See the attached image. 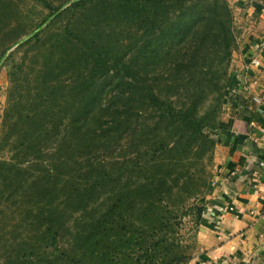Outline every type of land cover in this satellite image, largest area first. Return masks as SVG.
I'll use <instances>...</instances> for the list:
<instances>
[{"label":"trees","instance_id":"1","mask_svg":"<svg viewBox=\"0 0 264 264\" xmlns=\"http://www.w3.org/2000/svg\"><path fill=\"white\" fill-rule=\"evenodd\" d=\"M172 1L175 3L168 10V19L161 24L153 23L148 35L137 40L138 48L132 57L137 58L134 74H115L119 63L127 61L111 59L102 53L100 83L99 80L82 81L81 68L77 71L78 79L72 70L65 73L68 70L62 69L60 74H55L52 65L46 69L45 61L37 72L44 87H33L28 95V99L32 96L40 103L38 116L32 114L27 104L10 103L8 110L22 115L4 117L2 140L4 145L13 144L15 154L10 158L2 157L0 174L14 172L18 177L9 178L11 181L37 183L34 190H31L33 187L25 190V202L19 197L16 213L23 211L17 216L18 221L12 218L11 224L17 227L20 222L24 230L21 237L20 232L6 233L10 243L30 238L33 246H46V243L58 242L61 235L75 238L83 233L80 226L84 225L89 236L98 237L100 233V249L110 253L109 246L102 240L103 234L111 230L108 224L103 227L100 224L97 229L91 219L84 221L81 217L72 219L63 215L68 204L77 202L87 187L82 184L73 192L52 195L70 178V172L61 164H69L73 158L80 170L99 172L87 179L94 189L106 186L109 194L131 186L130 196L117 197L113 208L100 210V195L89 198L87 204L93 215L104 211L120 221L117 238L123 233L135 232L140 234L139 244H150L145 245L141 254L146 264L166 261L171 243L169 237L161 236L158 231L171 228L173 222L168 217V208L161 216H153L152 210L163 200L175 202L177 190L164 179L153 186L147 164L163 154L175 152V156H171L175 159L196 153L203 145L204 149L208 146L213 149L214 142L205 129L215 128L219 121L226 68L237 44L234 16L226 0ZM153 14L157 16V10ZM167 37L171 44L164 43ZM175 50L181 52L174 57ZM111 132L116 134L119 147H123L125 141L131 142L130 149L116 161L120 172L114 180L106 178L107 174L115 172L112 168L100 171L103 164L101 137ZM21 146L25 148L21 150ZM4 149L0 145V152ZM144 154L149 158H144ZM177 166L174 163L168 172H174ZM189 170L193 173L192 168ZM142 200L147 205L145 213L153 218L149 226L130 214ZM26 208H30L27 213ZM84 209V206L78 208L80 212ZM196 211L200 216L203 208ZM151 229H157L153 233L158 237L151 236L147 241ZM30 233L35 237H29ZM46 234L48 238L44 239ZM69 244V241L63 244L64 261L69 264L73 259V264H83L76 257L77 251L71 254L67 250ZM159 250L163 251L162 255ZM34 253L42 261L53 262L46 249L37 248ZM187 258L188 255L182 253L177 262ZM136 261H140L139 256Z\"/></svg>","mask_w":264,"mask_h":264},{"label":"rangeland","instance_id":"2","mask_svg":"<svg viewBox=\"0 0 264 264\" xmlns=\"http://www.w3.org/2000/svg\"><path fill=\"white\" fill-rule=\"evenodd\" d=\"M226 2L234 16L237 44L226 68L227 76L223 87L219 121L231 108L230 103L236 106L235 97L238 96L234 94L233 84L238 83L242 70L247 69V66L251 64L264 67V52H261L263 42L245 40L249 32L253 34L264 32V0H226ZM174 3L172 0H0V145L5 148L0 152V160L2 157L10 158L15 154L13 144L4 145L2 140L4 117L6 114L9 117L22 115L21 112L8 110L10 103L27 104L32 109V114L35 117L38 116L37 110L40 103L32 96L28 99V95L31 88L44 87L42 80L37 77L38 69L43 62L46 61L43 63L47 65L46 69L52 65L55 74H60L62 69L68 70L65 73L72 70L77 79L78 68H81L82 81L89 83L99 80L100 53H102L111 59L127 61L126 64L119 63L115 74L120 76L134 74L136 70L134 61H137V58L132 57L134 50L138 48L137 40L148 35V30L153 23L165 22L169 17L168 10ZM154 10H157V16H154ZM178 29L179 27L176 29L177 32ZM191 33L192 31L189 32ZM142 41L147 43L146 40ZM164 43L171 44V41L167 37ZM248 45H251V51L240 60L239 54ZM178 52L181 51H174V57ZM242 75L246 76L245 70ZM254 95H259L262 101L259 103L253 101ZM249 100L264 106V90L252 94ZM216 127L205 129L214 142L212 150L209 146L208 149H204L205 145H203L197 148L196 153L191 152L185 158L172 159L171 156L176 154L174 152L163 154L151 164H147L150 166V182L153 186L164 179L177 190L175 202L169 203L163 200L152 210L153 216H161L165 213L164 209L168 208V217L173 222L171 228L158 231L161 236L165 234V237H169V243H171V245L168 244L169 256L163 264H223L225 262L224 256L197 259L198 252L202 249L200 245L202 237L198 232L202 214L199 216L196 209L202 207L204 211L206 205L207 188L216 149L214 137ZM262 128L264 126H261V130ZM101 138L103 164H100V171L105 172L112 168L115 172L107 174L106 178L114 180L120 172L116 161L130 149L131 142L125 141L124 146L119 147L116 134L112 132ZM23 148L25 146H21V150ZM143 157L149 158L145 154ZM174 163L178 166L174 172L169 173L168 170ZM61 165L64 166L65 171L70 172V178L61 183L52 195L56 192L63 195L68 190L73 192L78 185L82 184L87 187L86 191L79 195L77 202L68 204L63 215H68L72 219L81 217L84 221L91 219L97 229L100 228V224L102 227L108 224L111 230L103 234L102 240L109 246L110 253L100 249V233L98 237L89 236L84 225L80 226L84 229L83 233L75 238L61 235L58 236V242H49L46 246H33L30 238L25 242L10 243L6 233L20 232L21 237L24 230L20 222L17 227L11 224L12 218L17 220V216L23 211L16 213L19 197L25 202L23 199L25 190H29V187L37 183L20 182L18 179L11 181L9 178L18 176L14 172L5 171L0 174V264H67L64 261L65 251L63 250V244H66V241L70 242L66 247L67 250L71 254L72 251H77L76 257L81 259L83 264H146L141 254L145 245L150 244L147 242L139 244L138 235L140 234L135 232L123 233L120 238H117L116 235L120 232L118 226L120 221L111 218L104 211L93 215L87 204L89 198L100 195V210L113 208L117 197L130 196L131 186H124L118 192L108 194L106 186H100V190H97L92 188L87 180L90 176L98 174L97 170H80L73 158L69 164ZM141 165L136 164V166ZM189 167L193 169V173L190 172ZM223 176L229 178L227 184L233 178L232 174ZM254 178L255 175H252L248 180V186L251 188ZM226 183L221 184L217 179L214 184ZM31 190H34V187ZM43 192H46V188ZM81 206L85 209L80 212L78 208ZM146 209V202L142 200L130 214L149 226L153 218L145 213ZM25 210L27 213L30 208ZM22 219L23 217L20 220ZM153 232H157V229L154 231L151 229L148 232L147 241L151 240V236L158 237ZM28 236L35 237L33 233ZM43 238L47 239L48 235H44ZM37 248L46 249L53 262L40 260L34 253ZM25 250L27 252L23 254ZM162 252L159 250L160 255ZM182 253L185 256L188 255V258L177 262V257ZM137 256L140 257L139 262L136 261ZM194 258L196 260L192 263ZM234 262L241 264L235 258L229 261L230 264ZM73 263L72 259L69 264Z\"/></svg>","mask_w":264,"mask_h":264},{"label":"crops","instance_id":"3","mask_svg":"<svg viewBox=\"0 0 264 264\" xmlns=\"http://www.w3.org/2000/svg\"><path fill=\"white\" fill-rule=\"evenodd\" d=\"M245 40L263 42L264 52V32H249ZM250 46L239 54L240 60L251 51ZM244 70L233 84L236 106L230 103L214 129L216 149L198 228L202 237L198 260L224 256L223 264L234 258L241 264H264V106L249 100L264 90V67L251 64ZM225 174L233 175L231 182L214 184ZM252 175L256 190L248 186Z\"/></svg>","mask_w":264,"mask_h":264},{"label":"built area","instance_id":"4","mask_svg":"<svg viewBox=\"0 0 264 264\" xmlns=\"http://www.w3.org/2000/svg\"><path fill=\"white\" fill-rule=\"evenodd\" d=\"M252 100L259 103V102L262 101V98L259 95H254L252 97ZM262 131L264 132V128H262ZM228 180H229V178L227 176H222L221 178H218V182L221 183V184L228 182ZM251 185H252L253 189L257 188V184L256 183H253ZM203 264H206V263H203ZM233 264H237V262H234Z\"/></svg>","mask_w":264,"mask_h":264}]
</instances>
